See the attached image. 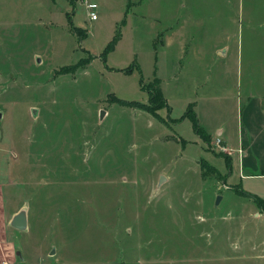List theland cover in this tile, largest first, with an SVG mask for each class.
Masks as SVG:
<instances>
[{"label":"rangeland","instance_id":"1","mask_svg":"<svg viewBox=\"0 0 264 264\" xmlns=\"http://www.w3.org/2000/svg\"><path fill=\"white\" fill-rule=\"evenodd\" d=\"M257 97L264 0H0V180L38 192L20 241L100 264H264V211L241 192L264 179L228 181L204 130L225 124L236 148Z\"/></svg>","mask_w":264,"mask_h":264},{"label":"crops","instance_id":"2","mask_svg":"<svg viewBox=\"0 0 264 264\" xmlns=\"http://www.w3.org/2000/svg\"><path fill=\"white\" fill-rule=\"evenodd\" d=\"M251 97V96H250ZM264 98L257 97L248 100L247 104L240 112V130L238 133L239 145L231 149L228 133L226 132V125L223 123H218L216 126L210 129H204L205 132L213 133L214 136L219 137L223 140L225 146L229 150L231 157V171L227 177L229 181L235 174L238 175L239 184L240 181H246L250 179H264ZM252 104V105H251ZM252 108L254 113L252 120L247 118L248 111ZM195 116L196 113H195ZM236 155V158L234 156ZM24 169V167H23ZM13 169L11 172L8 171L6 174V179L0 180V222L7 224L14 214H16L23 207L26 208V222L27 226L23 231L17 230L12 227L9 223L7 224L9 233L6 235L8 230L4 229L5 237L7 241L4 242V247L9 253L8 260L4 261L5 264H100V263H110L109 257L107 259H87V260H74V254L67 256L63 251L65 248L64 244L59 247L49 244L47 246L36 245L32 251L27 250L25 244L27 241L22 238L20 241V236L23 232L30 231L29 227L32 225L33 217L35 218L34 207L32 206L34 198H36L38 192L32 193L31 189L27 185L26 181L23 179L16 178L12 176ZM234 183V184H235ZM29 188V192L25 188ZM241 188V187H240ZM257 190L255 192H250V190L242 189L249 195H254L259 198L264 199L263 189L260 186H256ZM8 189V191H7ZM10 189L13 191H10ZM38 189V188H37ZM4 191V192H3ZM15 191V192H14ZM34 224V223H33ZM6 227V228H7ZM23 237V235H22ZM35 243V242H34ZM110 252L113 251L109 247ZM110 256V255H109Z\"/></svg>","mask_w":264,"mask_h":264},{"label":"trees","instance_id":"3","mask_svg":"<svg viewBox=\"0 0 264 264\" xmlns=\"http://www.w3.org/2000/svg\"><path fill=\"white\" fill-rule=\"evenodd\" d=\"M116 38H117V37H114V40H115ZM112 43H113V42H109L108 45L104 48V50H103L104 52H102V53L100 54V57L102 58V60H103V58H104V56H105L106 51L108 50V48H111V47H112ZM83 63H86V62L79 61L78 65L83 64ZM129 70H130V68H127V69H126V71H129ZM150 91H151V92L148 91L149 101H150V102H153V101H155V100L158 99V98L161 99L160 90H159L157 87L155 88L154 91H152V90H150ZM130 102L136 103L135 101H130ZM137 103H138V102H137ZM139 104H140V105H139L140 107H142V108H144V109L147 108L146 104H144V103H142V102L139 103ZM146 110H148V109H146ZM190 111H191V110L188 109L186 114L190 113ZM193 119L195 120V116H194ZM195 122H196V120H195ZM192 124H193L194 127H197V124H195L194 121L192 122ZM224 160H225V162H226V163L228 164V166H229V164H230L229 162H231L230 159L226 156V157L224 158ZM241 192H242L247 198H249V199H253V200L255 201L257 207H258L261 211H264V199L259 198V197L254 196V195H249V194H247L246 192H244L242 189H241Z\"/></svg>","mask_w":264,"mask_h":264},{"label":"water","instance_id":"4","mask_svg":"<svg viewBox=\"0 0 264 264\" xmlns=\"http://www.w3.org/2000/svg\"><path fill=\"white\" fill-rule=\"evenodd\" d=\"M102 116V112H100V117ZM164 180L163 176H159L158 184L161 183ZM219 196L215 198V204L219 203ZM12 227H14L17 230L23 231V229L26 228L27 222H26V208L20 209L16 214L12 216V218L8 222Z\"/></svg>","mask_w":264,"mask_h":264},{"label":"built area","instance_id":"5","mask_svg":"<svg viewBox=\"0 0 264 264\" xmlns=\"http://www.w3.org/2000/svg\"><path fill=\"white\" fill-rule=\"evenodd\" d=\"M86 9L88 10V19L93 20L96 18V12L95 9L97 8V5L95 3H86L85 4Z\"/></svg>","mask_w":264,"mask_h":264}]
</instances>
